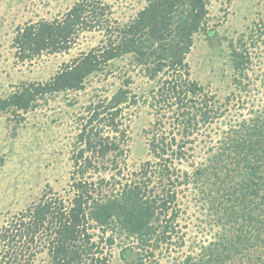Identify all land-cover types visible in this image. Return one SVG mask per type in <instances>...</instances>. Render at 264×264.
Returning <instances> with one entry per match:
<instances>
[{
	"label": "trees",
	"instance_id": "trees-1",
	"mask_svg": "<svg viewBox=\"0 0 264 264\" xmlns=\"http://www.w3.org/2000/svg\"><path fill=\"white\" fill-rule=\"evenodd\" d=\"M208 3L147 0L122 23L112 18L110 5L79 0L61 17L18 28L13 44L22 61L68 51L87 31L104 37L46 81L0 96V112L19 116L47 96L84 90L92 75L128 58L154 83L143 100L156 117L146 132L151 158L129 170L127 109L144 95L125 76L111 95L90 100L79 117L68 198L49 192L2 225L0 264H113L114 246L122 264H168L154 256L185 245L178 195L189 186L198 190L200 210L218 231L199 256L188 254L180 264H264V104L231 124L204 161L192 160L197 134L227 109L191 76L187 61L196 34L206 30ZM240 47L231 44L239 83L252 63Z\"/></svg>",
	"mask_w": 264,
	"mask_h": 264
},
{
	"label": "rangeland",
	"instance_id": "rangeland-1",
	"mask_svg": "<svg viewBox=\"0 0 264 264\" xmlns=\"http://www.w3.org/2000/svg\"><path fill=\"white\" fill-rule=\"evenodd\" d=\"M77 1L0 0V96L9 95L23 83L46 81L71 58L101 45L103 33L93 30L82 33L68 51L45 53L32 61L17 57L13 39L19 27L61 17ZM99 1L110 5L112 18L122 23L147 3V0ZM208 9L206 30L196 34L187 61L191 76L226 101L227 109L224 116L194 135L192 160L196 163L217 150L231 124L248 118L264 104V0H209ZM232 43L247 49L252 59L241 83L234 80ZM125 76H132V90L144 95L138 105L127 109L129 138L125 168L133 170L151 158L146 132L156 115L143 100L154 83L140 74L128 58L114 60L105 70L92 75L84 90L47 96L40 99L36 108L20 112L19 116L0 112V228L49 192L53 197L68 198L79 117L90 100L111 95ZM181 189L178 201L183 212L179 224L186 234V243L163 252L157 250L154 256L168 264H180L188 254L199 256L202 247L214 240L218 231L210 228L209 216L200 210L198 190L192 186ZM111 252L112 263L122 264L119 248L114 246ZM134 257L135 252L130 258Z\"/></svg>",
	"mask_w": 264,
	"mask_h": 264
}]
</instances>
